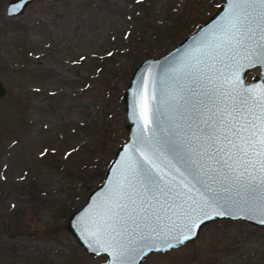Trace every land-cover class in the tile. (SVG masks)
Here are the masks:
<instances>
[{
    "label": "rangeland",
    "instance_id": "1",
    "mask_svg": "<svg viewBox=\"0 0 264 264\" xmlns=\"http://www.w3.org/2000/svg\"><path fill=\"white\" fill-rule=\"evenodd\" d=\"M222 1L35 0L7 16L9 0H0V264L105 262L66 222L128 139L130 76ZM142 264H264V227L220 219Z\"/></svg>",
    "mask_w": 264,
    "mask_h": 264
},
{
    "label": "water",
    "instance_id": "2",
    "mask_svg": "<svg viewBox=\"0 0 264 264\" xmlns=\"http://www.w3.org/2000/svg\"><path fill=\"white\" fill-rule=\"evenodd\" d=\"M33 1L35 0H9L7 16L19 15ZM231 11L230 0H223L206 21L168 52L158 57L147 56L134 68L122 95L128 139L117 149L101 184L91 190L84 204L70 214L66 222L67 231L86 253L105 256L106 260L102 264H116V261L115 251L107 246L105 229L101 225L118 211V185L121 182L127 183L125 177L133 179L134 174L130 168L138 162L145 163L163 176L164 182L172 186L173 193L178 192L180 196L175 202L168 201L173 206L163 216L164 233L156 238L151 249L145 247L142 253L137 254L133 264H142L152 253H164L192 242L197 238L201 227L220 219L232 222L242 220L250 225L264 227V194L257 191L241 199L236 188L231 185H221L213 180H208L207 184L198 183L184 170L182 163L178 162L175 142L169 143L172 141L171 130L187 128L194 115L192 105L199 99L198 93L201 91L200 81L196 77L211 76L217 83L225 77L232 80L238 77L241 88H248L256 94L264 91V66L261 64H250L248 60L237 57L230 62V69H224V77L219 76L212 67L215 65V68L223 69L224 63H229L227 58L233 55L223 42L224 34L218 31V26L226 23L225 18ZM253 69H258V76L247 81V74ZM5 93L6 89L0 80V98ZM141 137L152 140L155 152L140 142ZM189 137L192 143L184 145L187 150L180 155L184 158L191 157L195 161V167L212 163L207 157L201 160L196 155L200 151V143L196 142L191 132ZM177 139L184 141L188 137L181 136ZM209 185L218 190L221 198L219 204L209 206L208 195L205 193ZM224 187H229L230 192H224ZM141 188L137 181L135 190L140 191ZM229 196L232 199H228ZM152 203L159 209L160 205H156L154 200ZM161 204H164V198H161ZM181 204L185 206L183 209L179 207ZM225 204L227 206H223ZM188 205L194 211L188 210ZM169 216L175 221L174 224L168 220ZM155 222L156 217L153 216V226ZM145 234L147 229H142L133 236L138 240ZM184 236L190 238L179 243ZM169 243L176 246L168 248Z\"/></svg>",
    "mask_w": 264,
    "mask_h": 264
},
{
    "label": "snow or ice",
    "instance_id": "3",
    "mask_svg": "<svg viewBox=\"0 0 264 264\" xmlns=\"http://www.w3.org/2000/svg\"><path fill=\"white\" fill-rule=\"evenodd\" d=\"M230 5L232 11L225 18L226 23L218 26V31L224 34L223 42L233 55L227 58L229 63H224L223 69L212 66L221 77H224V69H230V62L237 57L264 66V0H230ZM196 79L200 81L201 91L199 99L192 105L194 115L191 122L187 128L171 130L172 141L169 143L175 142L178 162L198 183L207 184L208 180H213L221 185H231L241 199L257 191L264 194V91L256 94L248 88H241L238 77L235 80L225 77L219 83L211 76ZM190 132L200 143L196 155L201 160L207 157L212 163L195 167L191 157L180 155L187 150L184 145L192 143ZM181 136L188 139L178 140ZM140 142L155 152L151 139L141 137ZM130 171L134 174L133 179L125 177L127 183L118 185V211L101 225L105 229L107 246L115 251L116 264H133L136 255L145 247L151 249L156 238L165 231L163 216L173 206L168 201L175 202L180 196L178 192L173 193L172 186L164 182L163 176L145 163L138 162ZM137 181L142 186L140 191L135 190ZM230 190L229 187L223 188L224 192ZM205 193L209 206L220 203L218 190L209 185ZM161 198H164V204H161ZM228 199H232L231 196ZM153 200L160 205L159 209ZM179 207L183 209L185 206L181 204ZM188 210L194 211L191 205ZM153 216L156 217L155 226ZM168 220L175 223L171 216ZM142 229H147V234L135 239L133 234ZM189 238L184 236L179 243ZM175 246L167 244L168 248Z\"/></svg>",
    "mask_w": 264,
    "mask_h": 264
},
{
    "label": "trees",
    "instance_id": "4",
    "mask_svg": "<svg viewBox=\"0 0 264 264\" xmlns=\"http://www.w3.org/2000/svg\"><path fill=\"white\" fill-rule=\"evenodd\" d=\"M94 175H96V174H94Z\"/></svg>",
    "mask_w": 264,
    "mask_h": 264
}]
</instances>
